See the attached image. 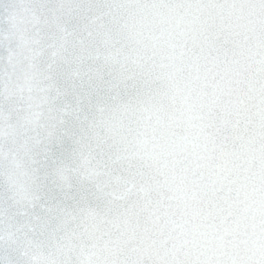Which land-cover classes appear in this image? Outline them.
Wrapping results in <instances>:
<instances>
[{"label":"clouds","instance_id":"9594fccd","mask_svg":"<svg viewBox=\"0 0 264 264\" xmlns=\"http://www.w3.org/2000/svg\"><path fill=\"white\" fill-rule=\"evenodd\" d=\"M259 2L222 0L196 14L200 24L227 36L229 62L217 73L220 87L212 90L222 118L231 122L233 143L209 142L191 129L179 100L164 130L170 141L198 158L208 174L231 188L233 218L210 237L197 222L191 230L161 235L162 229L156 228L153 237L141 232L122 241L139 249L148 264H163L169 254L183 258L208 243L243 249L264 223L255 199L264 196L259 191L264 186L256 182L259 177L253 179V152L264 149V132L252 122L264 107V7ZM71 3L69 11L68 0H38L47 23L39 34H21L8 23L19 10V0H0V95L9 102L0 103V113L7 116L0 119V264H103L118 250L108 241L120 238L107 235L110 227L102 235L79 210L76 198L81 161H94L89 144L106 135L105 121L117 120L103 93L89 95L82 87L95 79L107 55L103 42L89 40L83 30L86 21L100 14L103 0ZM148 23L149 33L162 32L178 45L192 26V14L177 0L172 11L158 12ZM54 42L56 47H51ZM45 94V115L55 128L46 143L41 136L49 129L24 122L20 103ZM141 147L151 151L150 144Z\"/></svg>","mask_w":264,"mask_h":264},{"label":"snow or ice","instance_id":"6c2138e0","mask_svg":"<svg viewBox=\"0 0 264 264\" xmlns=\"http://www.w3.org/2000/svg\"><path fill=\"white\" fill-rule=\"evenodd\" d=\"M221 2L179 0L192 14V26L178 45L162 32L149 33L148 23L154 14L172 11L177 0H103L98 5L100 14L83 26L89 40L103 42L107 55L95 79L82 87L89 95L103 93L117 118L116 123L105 121L106 135L89 144L94 161H81L76 197L79 210L102 235L110 227L107 235L120 238L108 241L118 250L103 264H148L139 249L122 243L141 232L153 237L154 230L161 228V235H167L191 230L199 222L204 236L210 237L233 218L231 188L208 174L198 158L170 141L164 132L179 100L191 129L209 142L233 143L231 122L222 118L212 90L214 85L220 87L217 73L229 62L227 36L200 24L196 15ZM259 6L264 7V0ZM67 7L72 10L71 0ZM41 12L38 0H19V10L8 23L15 32L39 34L47 23ZM50 46L56 47L55 42ZM36 82L41 84L39 78ZM40 91L46 89L41 86ZM260 99L264 106V89H260ZM0 103L7 105V97L0 95ZM20 103L24 122L49 129L47 136H41L46 143L55 131L45 115L48 96L28 97ZM0 119L7 116L0 113ZM252 122L264 132V107ZM260 142L264 143V138ZM142 144H150L151 151ZM253 179L264 186V149L253 152ZM259 191L264 192V187ZM255 199L257 212L264 218V196L257 194ZM163 264H264V223L243 249L208 243L183 258L169 254Z\"/></svg>","mask_w":264,"mask_h":264}]
</instances>
